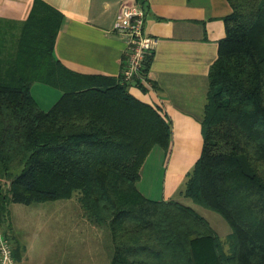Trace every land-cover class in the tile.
I'll list each match as a JSON object with an SVG mask.
<instances>
[{"label":"trees","instance_id":"1","mask_svg":"<svg viewBox=\"0 0 264 264\" xmlns=\"http://www.w3.org/2000/svg\"><path fill=\"white\" fill-rule=\"evenodd\" d=\"M229 2L203 150L182 191L226 219L229 252L193 207L140 192L148 154L169 146L170 121L121 78L66 68L54 54L63 14L43 0L17 35L0 21L1 209L77 195L85 217L110 231V264H264V0ZM36 81L62 91L48 110L32 95Z\"/></svg>","mask_w":264,"mask_h":264},{"label":"crops","instance_id":"2","mask_svg":"<svg viewBox=\"0 0 264 264\" xmlns=\"http://www.w3.org/2000/svg\"><path fill=\"white\" fill-rule=\"evenodd\" d=\"M34 1L0 0V21L21 25ZM43 1L64 17L54 43L55 57L79 74L120 79L127 44L125 36L114 30V24L122 6L135 0ZM141 1L146 10L145 30L154 39L153 58L149 85H128V90L158 108L170 121L171 141L167 148H152L137 186L150 199L168 201L182 197L203 150L209 71L226 36L224 19L231 14L232 6L229 0ZM31 92L36 99L33 86ZM53 104L41 108L48 110ZM15 250L18 252L20 246Z\"/></svg>","mask_w":264,"mask_h":264},{"label":"rangeland","instance_id":"3","mask_svg":"<svg viewBox=\"0 0 264 264\" xmlns=\"http://www.w3.org/2000/svg\"><path fill=\"white\" fill-rule=\"evenodd\" d=\"M6 30L17 35L21 25H8ZM32 86L36 99L46 108L61 93L41 81ZM7 185L3 182L4 190ZM174 201L193 207L220 236L225 250L230 251L231 227L220 213L194 203L183 194ZM1 207L0 231L8 237L12 247L20 246L14 254L18 264H110V231L87 220L77 195L29 204L10 202L4 204V210Z\"/></svg>","mask_w":264,"mask_h":264},{"label":"built area","instance_id":"4","mask_svg":"<svg viewBox=\"0 0 264 264\" xmlns=\"http://www.w3.org/2000/svg\"><path fill=\"white\" fill-rule=\"evenodd\" d=\"M146 10L141 0L125 4L119 10L114 30L125 36L127 48L123 58L121 82L138 87L148 86V57L154 50V39L145 30ZM0 264H18L8 237L0 231Z\"/></svg>","mask_w":264,"mask_h":264}]
</instances>
